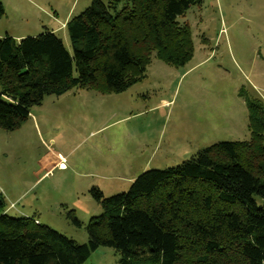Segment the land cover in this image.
<instances>
[{
  "label": "trees",
  "instance_id": "obj_1",
  "mask_svg": "<svg viewBox=\"0 0 264 264\" xmlns=\"http://www.w3.org/2000/svg\"><path fill=\"white\" fill-rule=\"evenodd\" d=\"M201 3L92 0L64 26L71 53L50 31L0 37V129H19L47 96L124 92L145 78L152 55L183 66L193 47L188 26L176 20ZM245 101L248 140L146 171L125 193L104 198L92 188L103 212L89 220L85 244L35 219L7 216L0 197V264H83L99 247L116 251L120 264H264V102Z\"/></svg>",
  "mask_w": 264,
  "mask_h": 264
},
{
  "label": "rangeland",
  "instance_id": "obj_2",
  "mask_svg": "<svg viewBox=\"0 0 264 264\" xmlns=\"http://www.w3.org/2000/svg\"><path fill=\"white\" fill-rule=\"evenodd\" d=\"M91 2L0 0V37L50 31L71 53L64 26ZM176 21L188 26L193 47L183 66L152 55L145 78L124 92L75 88L47 96L19 129H0L4 214L38 219L85 244L89 220L103 212L92 188L104 198L125 193L146 171L176 167L218 143L249 139L245 100L264 102V0H202ZM49 151L58 152L65 167L32 177L35 157ZM119 259L112 248L99 247L83 264Z\"/></svg>",
  "mask_w": 264,
  "mask_h": 264
},
{
  "label": "bare ground",
  "instance_id": "obj_3",
  "mask_svg": "<svg viewBox=\"0 0 264 264\" xmlns=\"http://www.w3.org/2000/svg\"><path fill=\"white\" fill-rule=\"evenodd\" d=\"M60 158L62 157L57 153H49L44 158H42L39 162L41 167L38 169V175L49 174L55 165H61V167H63L62 163H60Z\"/></svg>",
  "mask_w": 264,
  "mask_h": 264
},
{
  "label": "crops",
  "instance_id": "obj_4",
  "mask_svg": "<svg viewBox=\"0 0 264 264\" xmlns=\"http://www.w3.org/2000/svg\"><path fill=\"white\" fill-rule=\"evenodd\" d=\"M64 25V23L62 24V26ZM21 38H23V37H19V38H16V40H20ZM49 153H57L59 156H61L58 152H56V151H49V152H45V153H42V154H40V155H37L36 157H35V159H34V166L36 165V163L38 164V169H39V166H40V160L42 159V158H44L46 155H48ZM62 157V156H61ZM61 159H63L64 160V158L62 157ZM62 166L63 167H58L57 165H55L53 168H58V169H63L64 167H65V165L64 164H62ZM38 169H36L34 172H32L31 173V175H32V177L33 176H35V173L38 171ZM53 170V169H52ZM51 173V172H50ZM50 173L49 174H47V175H44L43 174V177L42 178H44V177H46V176H48V175H50ZM41 178V179H42ZM40 225H41V223H40V221L38 220V219H35Z\"/></svg>",
  "mask_w": 264,
  "mask_h": 264
},
{
  "label": "built area",
  "instance_id": "obj_5",
  "mask_svg": "<svg viewBox=\"0 0 264 264\" xmlns=\"http://www.w3.org/2000/svg\"><path fill=\"white\" fill-rule=\"evenodd\" d=\"M60 159H61V158H60ZM60 163H62V164H63V163H64V160H63V159H61V160H60ZM58 167H61V165H58ZM38 173H39V172H38ZM44 175H45V174H44ZM40 176H41V177H43V175H40ZM35 179H36V178H35ZM36 180H37V179H36Z\"/></svg>",
  "mask_w": 264,
  "mask_h": 264
}]
</instances>
